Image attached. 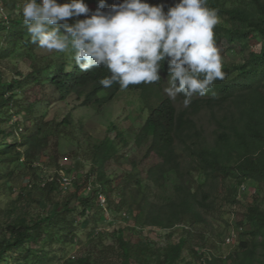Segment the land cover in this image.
<instances>
[{
	"label": "trees",
	"instance_id": "obj_1",
	"mask_svg": "<svg viewBox=\"0 0 264 264\" xmlns=\"http://www.w3.org/2000/svg\"><path fill=\"white\" fill-rule=\"evenodd\" d=\"M2 1L15 9L9 4L11 15L0 16V61L22 54L30 59L32 70L23 79L18 76L10 81H4L0 72V127L12 123L0 130V163L23 161L33 168L41 154L57 148L58 128L71 125L67 116L55 125L54 133H46L50 124L36 111L49 92L66 101L75 92L81 95L90 88L84 105L101 108L122 89L118 84L111 88L99 84V79L110 75L102 66L82 72L67 54L56 58L37 55L39 48L31 43L22 15L16 11L24 0ZM85 2L92 11L99 4V0ZM119 2L122 0H106V5ZM208 7L215 8L220 18L214 29L216 43L238 45L245 52L242 65L223 66L224 78L215 81L203 99L191 102L193 113L211 111L215 122L212 136L197 128L191 116L180 113L172 99L160 100L151 107L136 137L139 146L151 141L143 158L153 159L150 166L144 170L141 162L132 160L122 172L109 173V163L122 159L116 144L119 136L109 133L93 146L92 168L77 178L73 192L57 200L61 178L46 183L41 189L46 194V212L6 226L0 241V264L40 262L45 247L55 237L74 241L78 217L96 219L94 228L98 229V217L105 211L132 222L130 231L135 239L126 238L122 229L114 230L111 236L99 229V234L112 238L111 244L106 246L100 236L94 252L79 259V264H221V258L210 248L204 249L217 243L207 233L209 215L222 208L218 203L229 207L230 212L223 213L231 215L235 226L229 227L241 236L238 248L227 259L231 264H264V209L256 200L264 187V0H208ZM161 72L168 76L167 62ZM28 81L37 89L34 100L26 98ZM162 83L161 77L153 85L161 88ZM148 86L130 85L123 90L138 91ZM103 91L109 95L99 98ZM17 115L23 119L14 120ZM251 186L255 188L251 200L243 204L240 191ZM101 195L106 198L105 205L100 203ZM147 228L167 231L170 237L177 228L182 233L178 241L160 246L143 238Z\"/></svg>",
	"mask_w": 264,
	"mask_h": 264
},
{
	"label": "rangeland",
	"instance_id": "obj_2",
	"mask_svg": "<svg viewBox=\"0 0 264 264\" xmlns=\"http://www.w3.org/2000/svg\"><path fill=\"white\" fill-rule=\"evenodd\" d=\"M147 2L151 5H164V10L167 12L168 8L175 6L178 0H147ZM9 4L6 7V3L0 0L1 17L4 16L6 18V16L11 15L14 6L10 4L11 8ZM22 7L23 4H20L16 8V11L20 14ZM72 21L73 19L69 20V23ZM217 46L220 50L223 66L233 67L243 64L245 52H242L238 45L229 46V44L221 41ZM37 50V55L39 56L48 55L56 58L58 54H63L54 51L49 52L40 48ZM31 70L30 59L22 54L0 61V72L4 81H10L18 76H22L23 79L30 74ZM160 75L163 79L161 88L148 84V89L144 90H121L111 102L106 103L101 108L92 104L91 106L84 105L90 88H87L85 93L81 95L75 92L66 101L58 99V95L54 92L48 93L49 97L44 98L42 105L36 111V115L39 118L46 120L50 124L49 127L51 128H48L46 133H54L55 125L67 116L70 118L71 125L58 128L59 140L57 148H49L34 161L35 163L32 167L36 168V170L23 161L10 164L0 163V241L6 235L7 225L22 219L36 218L46 212L47 209L45 210L43 206L44 203H47L46 194L43 195L41 190L46 183L57 181L67 175L72 180L73 186L68 191L62 190L63 192L61 191L56 199L63 200L69 193L73 192L75 190L74 182L77 178L86 175L92 168L93 146L99 144L109 133L111 136H119L116 144L118 143L119 153L122 155L120 162L113 160L109 163V173L118 174L122 172L125 167H129L132 160L141 162V167L144 170L150 166V162H153V159L146 161L143 158L151 141L148 140L142 146H139L136 143V137L144 126L151 107L157 106L160 100L169 98L164 92V89L168 87L167 76L163 75L161 71ZM27 84L26 98L34 100L37 89L30 81ZM108 95V91H103L98 96L103 98ZM203 97L194 95L187 104H185V99L180 95L172 100L180 113L184 112L187 116H191L197 128L204 131L206 135L212 136L215 122L212 119L211 111L201 109L197 113H193L191 106L193 100L203 99ZM13 118H15L14 120L23 119L22 116L18 115L17 118L16 116ZM10 126H12L11 122L8 126L2 125L0 130L3 131L8 127L10 128ZM18 131L20 132V128ZM173 183V180L169 182V194L172 192ZM253 189L255 188L252 186L251 189L245 191L243 188L241 189L239 199L243 204L251 200L250 196L254 192ZM258 193L256 200L264 209V187H261ZM222 196L223 194L220 195V197ZM218 205L222 206V208L219 207L220 209L218 208L214 214L209 215L210 227H208L209 231L207 233L217 243L214 247L208 245L204 249L210 248L217 258H221V264H231L230 259H227V257H231L234 254L239 246L241 236L236 230V237L230 244H227L226 239L233 232V229L231 230L229 226H235V224L231 215L227 214L230 212L229 207L224 203H218ZM77 219L79 220V229L75 233L74 241L69 243L64 237H55V241L45 247L42 260L40 262L33 261V264H79V259L86 254L94 252L100 236L104 237L102 240H104L106 246L111 244V233L117 229L124 230L126 238L135 239L133 236L134 232L130 231L133 223L124 221L123 218L118 217L116 213L111 211H105L103 216L98 217V229L94 228L96 219H81L80 217ZM99 229L107 232L106 234L110 233V236L103 235V233L99 234ZM174 231L175 235L170 237L167 231L147 228L141 235L143 238L151 240V242L156 241L160 246H165L170 241H178L182 231L180 228ZM200 243L203 244L202 242Z\"/></svg>",
	"mask_w": 264,
	"mask_h": 264
},
{
	"label": "clouds",
	"instance_id": "obj_3",
	"mask_svg": "<svg viewBox=\"0 0 264 264\" xmlns=\"http://www.w3.org/2000/svg\"><path fill=\"white\" fill-rule=\"evenodd\" d=\"M21 15L38 48L69 55L82 72L108 69L110 75L99 79L104 88L153 84L167 62L164 92L170 99L183 94L187 104L224 78L214 31L220 18L208 0H178L167 12L147 0L110 7L99 0L95 11L85 0H24Z\"/></svg>",
	"mask_w": 264,
	"mask_h": 264
},
{
	"label": "built area",
	"instance_id": "obj_4",
	"mask_svg": "<svg viewBox=\"0 0 264 264\" xmlns=\"http://www.w3.org/2000/svg\"><path fill=\"white\" fill-rule=\"evenodd\" d=\"M60 185H61V189L64 190V191H67L69 190L72 186H73V182L72 180L66 175V176H63L61 177L60 179ZM91 187L88 188V193L90 194L91 192ZM243 189L245 190V187H243ZM99 200H100V203L102 205H105L106 204V198L104 196H99ZM236 232L233 230L232 234L230 236L227 237L226 239V242L227 244H230L234 238L236 237Z\"/></svg>",
	"mask_w": 264,
	"mask_h": 264
}]
</instances>
